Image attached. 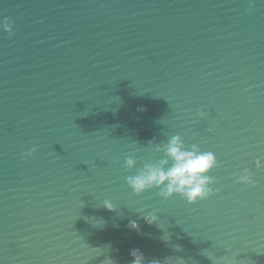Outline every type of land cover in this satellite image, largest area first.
Wrapping results in <instances>:
<instances>
[{
	"label": "water",
	"instance_id": "water-1",
	"mask_svg": "<svg viewBox=\"0 0 264 264\" xmlns=\"http://www.w3.org/2000/svg\"><path fill=\"white\" fill-rule=\"evenodd\" d=\"M249 2L0 0V264H130L133 248L264 264V0ZM177 134L214 152L219 192L134 194L125 157L142 167Z\"/></svg>",
	"mask_w": 264,
	"mask_h": 264
},
{
	"label": "clouds",
	"instance_id": "clouds-1",
	"mask_svg": "<svg viewBox=\"0 0 264 264\" xmlns=\"http://www.w3.org/2000/svg\"><path fill=\"white\" fill-rule=\"evenodd\" d=\"M252 8V2H249V10ZM3 30L9 35H12V24L7 22V18L2 23ZM138 110H143L138 109ZM197 115L200 118L205 117V112L199 110ZM209 131L212 129L209 128ZM154 152L162 153L161 158L153 161L143 162V166L136 168L137 158L129 155L124 159L125 170L136 169L135 174L125 177L127 185L136 195L150 190L158 189L157 194L167 200L174 195L183 197L187 203L193 204L197 200H206L213 194L219 192V188L213 187L218 181L217 178L209 175L212 169L219 166L216 155L212 151L201 150L198 144L186 145L180 135H172L168 138L166 143L154 144L153 141L148 142ZM36 147L33 145L27 149L24 156H32ZM257 169L264 167V161L257 158L254 162ZM236 181L246 185H255L253 172L249 168H244L240 174L237 175ZM104 207L108 210H113L115 205L111 200L105 199L103 201ZM144 220L148 224H153L159 217L155 212H147L144 215ZM127 227L134 229L137 233L140 232V227L137 221L131 220ZM179 250V245L176 246ZM132 260L130 264H146L143 252L139 248L130 250ZM211 259L215 254L211 251L206 252ZM99 255V254H98ZM191 259V258H189ZM103 264H114V261L109 257L103 261ZM147 264H188L184 257L177 256L166 257L163 261L154 259L147 261ZM192 264H197L192 261Z\"/></svg>",
	"mask_w": 264,
	"mask_h": 264
}]
</instances>
